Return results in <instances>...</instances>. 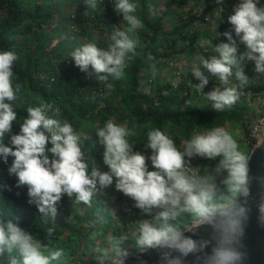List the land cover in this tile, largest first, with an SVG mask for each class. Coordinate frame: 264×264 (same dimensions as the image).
I'll return each mask as SVG.
<instances>
[{"label": "clouds", "instance_id": "obj_1", "mask_svg": "<svg viewBox=\"0 0 264 264\" xmlns=\"http://www.w3.org/2000/svg\"><path fill=\"white\" fill-rule=\"evenodd\" d=\"M215 2L224 4V0ZM99 3L83 0L84 14ZM113 9L123 26H112L109 42L103 47L84 43L69 54L81 72L105 88L124 79L125 70L141 55L137 33L144 28L135 0H115ZM227 22L231 29L218 34L219 40L198 41L211 51L199 54V64L191 68L199 81L192 88L215 112L232 110L249 84L245 61L253 64L255 73L264 74V5L260 0H238ZM239 45L244 46L243 52L238 53ZM18 59L14 50L0 51V162L16 178V187L26 188L27 203L35 207L46 227L42 234H34L18 218L0 213V264H71L75 258L55 238L53 221L61 200L66 196L76 205L92 207L93 199L111 186L132 201L138 218L130 225V235L93 233L94 238L102 236L101 246L95 248V264H126L132 255L123 246L128 240L138 259L151 250L157 253L158 264H186L189 256L193 264H246L251 184L255 181L264 189V175L250 173L254 150L242 145L233 131L215 126L194 134L180 148L159 128L144 126V147L149 150L145 154L134 151L129 142L137 125L130 128L128 120L109 118L95 130L103 147L107 169L103 171L87 154L71 123L56 118L51 102L38 98L35 106L26 108L19 132L12 133L19 116L21 84L13 71ZM148 59L155 58L149 54ZM148 70L153 78L160 71L155 62L148 64ZM210 78L218 84L204 92ZM262 133L264 126L258 123L254 134ZM196 158L212 163L194 166ZM255 207L257 224L264 228V191L258 194ZM200 228L208 230L207 236L194 239ZM139 264L145 262L139 259Z\"/></svg>", "mask_w": 264, "mask_h": 264}, {"label": "trees", "instance_id": "obj_2", "mask_svg": "<svg viewBox=\"0 0 264 264\" xmlns=\"http://www.w3.org/2000/svg\"><path fill=\"white\" fill-rule=\"evenodd\" d=\"M135 1L136 14L144 24L137 33L141 55L125 70L124 79L112 81V88H105L81 72L69 54L75 47L88 42L105 46L110 40L112 26H123L121 17L113 9L115 0H100L99 7L88 10L87 14H84L83 0H0V51L14 50L19 57L13 68L21 84L17 102L19 116L13 122V134L19 132V122L26 116V108L35 106L39 98L53 103L56 118L67 120L79 135L95 132L109 118L117 122L128 120L130 128L135 123L137 128L129 142L134 144V151L145 154L149 151L144 147L147 143L145 133L152 127L172 137L180 148L194 134L215 126H236L240 131L238 136L243 139L241 143H245L249 127L256 118L254 113H249V100L258 97L264 101V81L255 78L259 74L253 71L252 63L244 66L249 77V84L243 89L244 96L232 110L224 112H215L195 89L183 94L181 86H176L171 79L160 80L157 75L149 80L148 90L143 89L142 83L151 77L149 63L155 62L162 71L169 60L202 50L198 44L200 39L219 40L218 34L231 29L227 16L238 0H224V4H217L215 0H163L154 15L148 13L147 0ZM260 4L264 5V0H260ZM65 7L70 11H65ZM172 8L181 13L171 12ZM59 23L62 26H58ZM61 36L62 40H58ZM78 38L80 41L76 40ZM220 40L227 42L222 35ZM242 47L239 45L238 51ZM149 54L154 61L148 59ZM217 82L208 83L204 92L210 91ZM165 90L170 92L169 96L161 94ZM83 143L87 154L106 171L103 150L90 151L88 137ZM11 160L9 157V164ZM211 163L199 158L192 161L194 166ZM27 199L26 188L16 187V178L9 176L7 166L0 162V213L18 218L21 226L34 234H42L46 226ZM71 203L65 196L60 206L67 212ZM85 220L79 218L78 221ZM135 220L136 217H132L131 222ZM94 228L90 225L86 233L93 232ZM62 233L63 230L56 227V241Z\"/></svg>", "mask_w": 264, "mask_h": 264}, {"label": "rangeland", "instance_id": "obj_3", "mask_svg": "<svg viewBox=\"0 0 264 264\" xmlns=\"http://www.w3.org/2000/svg\"><path fill=\"white\" fill-rule=\"evenodd\" d=\"M162 1L163 0H147L148 13L150 15L156 14V11L160 7ZM64 10L70 11V8L65 7ZM171 12L181 13V11H179L177 8H172ZM60 25L62 26V23L58 24V26ZM166 26L169 28L167 24ZM207 27L208 26H204L203 28L205 29ZM212 30L213 29L211 28L210 31ZM92 34L95 35L96 31H93ZM62 38L63 37L61 36L58 40H62ZM76 40L80 41V38ZM70 42H72V39L70 40ZM201 49L202 50L198 49V51L191 52L186 55H179L169 60L166 67L163 68L160 73H158L159 79H171L176 86H181L180 89L183 94H186L187 90H191V92H194L192 84L194 85L196 83H199V81L193 78V76L191 75V68L193 65L199 64V54L207 55L209 52V50H207L206 48ZM243 51L244 46L238 51V53ZM247 63L251 62L245 61L243 66H245ZM260 77L261 79H263L264 74L260 75ZM152 78L153 77L151 76L146 81L144 80L142 82L143 89L148 90L150 86L149 80ZM213 82L217 81H215L214 78H210L209 83ZM252 83L253 82L251 81L250 84ZM243 96L244 95H241V97ZM260 101L261 100L256 97L249 100L248 103V106H250L251 108V111L249 113H254L256 117H258L264 111V105L259 103ZM228 128L231 131L236 130L238 133H240L236 126H233V128ZM87 137L89 140L88 149L90 151L103 150V147L97 142L98 138L95 136V132L93 131L89 133H80L81 144H84L83 141L87 139ZM240 142L242 141L240 140ZM241 144L245 145V143ZM131 206L132 201L129 198L125 197L122 193L116 191L114 186L102 190L97 195V197L93 199L92 207L71 203L69 209H67V212H65L64 208L59 205V214L56 216L53 222L56 223V227L63 230V233L56 242L66 248L70 257L75 258L71 260V264H95V248L101 246L102 236L99 238H94V232L103 233L105 227H107L106 233L104 232L103 234L130 235L131 233L129 232V228L132 223V217H136V219L138 218V210L133 209ZM79 218H81L82 220L86 218L87 221L85 220V222H80L83 223V225H80L78 221ZM93 223L95 224L93 232H89L87 234L86 231L88 232L89 226ZM69 230L71 232H68ZM123 246L128 248L130 252H132V254L136 253L134 244L131 240L126 241Z\"/></svg>", "mask_w": 264, "mask_h": 264}, {"label": "water", "instance_id": "obj_4", "mask_svg": "<svg viewBox=\"0 0 264 264\" xmlns=\"http://www.w3.org/2000/svg\"><path fill=\"white\" fill-rule=\"evenodd\" d=\"M264 126V125H263ZM264 142V133L261 140L250 149L254 150L251 156L249 167L250 173L254 176L264 175V146L260 147L261 143ZM264 191L258 184L254 181L251 184V197L249 198V204L252 208L248 226L246 229L245 244L248 250V260L246 264H264V228H261L257 224V211L255 207L258 194ZM190 235V233H186ZM208 230L206 228H200L198 235L193 237L194 239L200 237H206ZM145 264H158V256L155 251H148L139 257ZM139 259L137 253L132 254L126 264H139ZM186 264H193V257L189 256L186 260Z\"/></svg>", "mask_w": 264, "mask_h": 264}, {"label": "built area", "instance_id": "obj_5", "mask_svg": "<svg viewBox=\"0 0 264 264\" xmlns=\"http://www.w3.org/2000/svg\"><path fill=\"white\" fill-rule=\"evenodd\" d=\"M258 123H260L262 126L264 125V111L252 122L249 127L248 134L244 139L245 145H247L249 148H253L262 138L263 133L261 135L254 134L256 125Z\"/></svg>", "mask_w": 264, "mask_h": 264}, {"label": "crops", "instance_id": "obj_6", "mask_svg": "<svg viewBox=\"0 0 264 264\" xmlns=\"http://www.w3.org/2000/svg\"><path fill=\"white\" fill-rule=\"evenodd\" d=\"M260 75H263V74H259L257 77H255L258 81H260V80H263L264 81V78L263 79H261V77H260ZM237 132V131H236ZM239 134H238V132L236 133V136L239 138V139H242L240 136H238ZM243 140V139H242Z\"/></svg>", "mask_w": 264, "mask_h": 264}]
</instances>
